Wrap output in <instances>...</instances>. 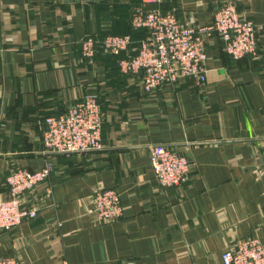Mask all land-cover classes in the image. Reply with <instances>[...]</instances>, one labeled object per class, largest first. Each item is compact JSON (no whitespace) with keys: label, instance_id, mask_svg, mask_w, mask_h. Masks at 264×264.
<instances>
[{"label":"crops","instance_id":"0c3cea01","mask_svg":"<svg viewBox=\"0 0 264 264\" xmlns=\"http://www.w3.org/2000/svg\"><path fill=\"white\" fill-rule=\"evenodd\" d=\"M229 0H0V199L7 174L40 169L48 157L45 119L86 94L103 111V148L60 154L47 181L25 194L39 214L0 228V257L24 264H223L238 240L264 244V30L256 56H230L218 34L207 40L208 78H181L152 92L116 57L82 53L83 38L132 32L140 7L209 25ZM264 23V0H232ZM139 41L145 31L133 32ZM130 52V51H129ZM192 160L188 180L163 187L149 144ZM99 187L117 189L116 220L92 212ZM47 188H50L48 191Z\"/></svg>","mask_w":264,"mask_h":264},{"label":"built area","instance_id":"2783aa9c","mask_svg":"<svg viewBox=\"0 0 264 264\" xmlns=\"http://www.w3.org/2000/svg\"><path fill=\"white\" fill-rule=\"evenodd\" d=\"M161 1L143 0L145 3ZM132 26L148 30L135 55L129 53L130 33L89 35L82 39L81 49L86 57H94L100 50L113 54L126 52L127 55L118 62L121 71L141 75L147 92L187 77L204 84L209 72L207 40L214 34L220 36L226 52L239 59L258 54L259 34L264 30V23H256L243 15L232 0L217 9L212 22L206 26H186L173 12L142 7L133 14ZM45 122L42 140L48 157L40 169L18 167L7 174L10 197L0 199V228L10 229L39 214V207L23 204V197L47 181L53 170L54 157L103 148V111L95 94H86L67 111L46 117ZM147 148L156 178L163 187L180 186L188 180L192 165L189 154L176 152L166 144H149ZM92 212L101 221L119 219L124 212L120 192L110 187L97 188L93 194ZM222 262L264 264V244L258 237L242 238L223 251ZM0 264L24 263L14 256H3ZM128 264L136 263L130 260Z\"/></svg>","mask_w":264,"mask_h":264},{"label":"trees","instance_id":"16d2710c","mask_svg":"<svg viewBox=\"0 0 264 264\" xmlns=\"http://www.w3.org/2000/svg\"><path fill=\"white\" fill-rule=\"evenodd\" d=\"M132 29H133L132 32H129L131 34V36H132V43L130 45V52L129 53L132 54V55H135L138 52V50H139V47H140V44H141V40L148 35V30L146 28H133V26H132ZM141 29H143L145 31V34L139 41H136L133 32L140 31ZM113 55L116 57L117 62H119V59L121 57H123V56H126L127 53L126 52H122V53L113 54Z\"/></svg>","mask_w":264,"mask_h":264}]
</instances>
